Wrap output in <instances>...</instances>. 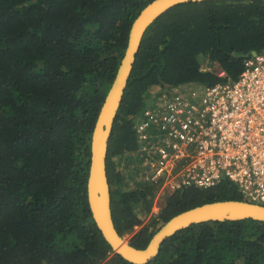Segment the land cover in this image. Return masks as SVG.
<instances>
[{"label":"trees","instance_id":"obj_1","mask_svg":"<svg viewBox=\"0 0 264 264\" xmlns=\"http://www.w3.org/2000/svg\"><path fill=\"white\" fill-rule=\"evenodd\" d=\"M151 0H0V264H134L115 254L87 201L90 138L134 19ZM264 52V0L179 3L145 30L113 121L106 155L111 212L120 235L145 248L175 214L216 200H243L221 180L154 198L124 188L137 164L134 118L186 82L235 80L251 51ZM200 57L213 69H202ZM223 70L225 76L218 72ZM145 264H264V222L191 224Z\"/></svg>","mask_w":264,"mask_h":264},{"label":"built area","instance_id":"obj_2","mask_svg":"<svg viewBox=\"0 0 264 264\" xmlns=\"http://www.w3.org/2000/svg\"><path fill=\"white\" fill-rule=\"evenodd\" d=\"M134 132L137 147L126 154L137 164L132 174L152 187L156 212L160 197L223 179L264 205V52L248 55L235 80L180 83L156 96Z\"/></svg>","mask_w":264,"mask_h":264},{"label":"water","instance_id":"obj_3","mask_svg":"<svg viewBox=\"0 0 264 264\" xmlns=\"http://www.w3.org/2000/svg\"><path fill=\"white\" fill-rule=\"evenodd\" d=\"M189 1L202 0H151L141 9L130 26L124 54L101 104L91 133L87 177V201L91 215L112 251L134 264H145L152 260L158 254L160 245L166 238L194 223L247 218L264 222L263 204L227 199L206 202L175 214L157 229L145 248L131 245L125 235L118 233L114 225L110 207V186L106 172L107 148L114 118L146 28L168 9L176 4ZM250 54L255 55L256 51L253 50Z\"/></svg>","mask_w":264,"mask_h":264},{"label":"rangeland","instance_id":"obj_4","mask_svg":"<svg viewBox=\"0 0 264 264\" xmlns=\"http://www.w3.org/2000/svg\"><path fill=\"white\" fill-rule=\"evenodd\" d=\"M200 64H201L202 69H207V70L213 69L212 64L208 63L207 59L204 57L203 58L200 57ZM139 181H140L139 176H137V175L135 176L134 174H132V176L129 179H127V181H126L127 185H124V188H132V189L137 188L138 185L140 184ZM163 199H164V197H160L158 199V204H157L158 206L162 204ZM153 208H154V210H153ZM155 210H156V206H155V203H153V201H152V205H151V209H150L149 213L143 217V222H142L143 225L148 224L149 219L159 212V211L156 212ZM140 227H141V225L134 227L133 230L129 234L125 235L126 240H129L130 236L133 233H135Z\"/></svg>","mask_w":264,"mask_h":264},{"label":"clouds","instance_id":"obj_5","mask_svg":"<svg viewBox=\"0 0 264 264\" xmlns=\"http://www.w3.org/2000/svg\"><path fill=\"white\" fill-rule=\"evenodd\" d=\"M161 206V205H160Z\"/></svg>","mask_w":264,"mask_h":264},{"label":"flooded vegetation","instance_id":"obj_6","mask_svg":"<svg viewBox=\"0 0 264 264\" xmlns=\"http://www.w3.org/2000/svg\"><path fill=\"white\" fill-rule=\"evenodd\" d=\"M160 228V227H159Z\"/></svg>","mask_w":264,"mask_h":264}]
</instances>
